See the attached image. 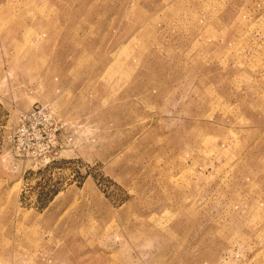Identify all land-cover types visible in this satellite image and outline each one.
<instances>
[{
	"label": "rangeland",
	"instance_id": "rangeland-1",
	"mask_svg": "<svg viewBox=\"0 0 264 264\" xmlns=\"http://www.w3.org/2000/svg\"><path fill=\"white\" fill-rule=\"evenodd\" d=\"M0 264H264V0H0Z\"/></svg>",
	"mask_w": 264,
	"mask_h": 264
},
{
	"label": "built area",
	"instance_id": "built-area-1",
	"mask_svg": "<svg viewBox=\"0 0 264 264\" xmlns=\"http://www.w3.org/2000/svg\"><path fill=\"white\" fill-rule=\"evenodd\" d=\"M54 126L47 131L46 127ZM57 121L48 106L39 105L21 114L15 139L25 138L28 146L39 150L38 156L46 158L58 143ZM49 161V160H48Z\"/></svg>",
	"mask_w": 264,
	"mask_h": 264
}]
</instances>
